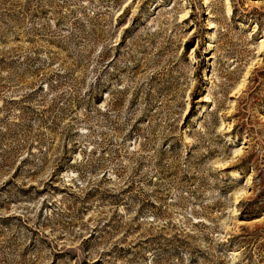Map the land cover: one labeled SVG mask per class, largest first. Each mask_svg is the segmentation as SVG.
<instances>
[{
    "label": "rangeland",
    "instance_id": "374dc122",
    "mask_svg": "<svg viewBox=\"0 0 264 264\" xmlns=\"http://www.w3.org/2000/svg\"><path fill=\"white\" fill-rule=\"evenodd\" d=\"M264 0H0V264H264Z\"/></svg>",
    "mask_w": 264,
    "mask_h": 264
},
{
    "label": "bare ground",
    "instance_id": "6f19581e",
    "mask_svg": "<svg viewBox=\"0 0 264 264\" xmlns=\"http://www.w3.org/2000/svg\"><path fill=\"white\" fill-rule=\"evenodd\" d=\"M204 1H206V0H204ZM259 44H260V46H259V47H260L259 50L262 51L263 48H264V42H263L262 39H260Z\"/></svg>",
    "mask_w": 264,
    "mask_h": 264
}]
</instances>
